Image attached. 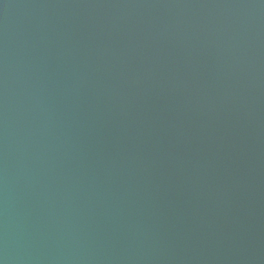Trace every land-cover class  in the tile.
Returning <instances> with one entry per match:
<instances>
[{
    "label": "water",
    "instance_id": "95a60500",
    "mask_svg": "<svg viewBox=\"0 0 264 264\" xmlns=\"http://www.w3.org/2000/svg\"><path fill=\"white\" fill-rule=\"evenodd\" d=\"M0 264H264V0H0Z\"/></svg>",
    "mask_w": 264,
    "mask_h": 264
}]
</instances>
